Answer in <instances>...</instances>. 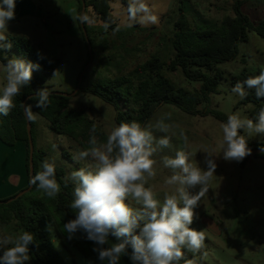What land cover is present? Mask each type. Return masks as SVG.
Returning <instances> with one entry per match:
<instances>
[{
  "label": "rangeland",
  "instance_id": "obj_1",
  "mask_svg": "<svg viewBox=\"0 0 264 264\" xmlns=\"http://www.w3.org/2000/svg\"><path fill=\"white\" fill-rule=\"evenodd\" d=\"M22 1V0H18ZM234 0H146L158 23L147 27L136 24L128 27L127 7L129 0H112V14L117 26L109 30L105 22L87 8L92 51L78 19V0H25L28 17L17 26L8 27L6 36H24L34 47L47 57L61 59L62 65L48 78L47 85L53 91L71 94L75 91L83 69L86 70L82 87H100L107 80L128 76L138 64L144 63L153 55L168 60L172 57L169 38L173 35L175 23L184 14L193 28L220 21L233 14ZM244 10L255 21L264 19V0H248ZM92 55V61L90 62ZM89 60V61H88ZM0 65L2 62L0 61ZM223 73L218 92L211 96L210 107L229 116L238 113L252 119L253 104H240L243 99L232 93L233 77L243 72L264 70V40L250 33L248 43L241 44L240 55L233 61L219 66ZM178 85L193 89L197 83L190 82L180 71L167 73ZM0 76L4 74L0 71ZM70 105L85 110L108 134L114 126L115 109L97 96L80 92L72 96ZM202 105L201 107H205ZM174 127L167 135L172 136L171 149H163L156 155L157 175L149 181L162 200L165 192L171 189L165 179L171 171L159 163L162 155L174 156L175 151L184 149L190 162L206 170L205 157L214 155L216 170L208 183V191L201 197L195 208L196 218L192 228L203 231L204 246L198 252L184 249L185 260L193 264H264V159L251 156L244 168L236 161H226L220 154L222 122L212 116L189 115L171 104L163 105L148 124H155L162 117ZM35 119V139L37 148L46 153L49 160L62 167L66 174L85 166L88 161H76L79 144L63 135L56 134L47 121L37 115ZM188 136L185 148L179 136L180 131ZM159 138L165 135L154 130ZM252 141H264V135L248 137ZM4 145V144H3ZM1 146V145H0ZM63 152L70 154L65 156ZM18 153L16 148H0V199L11 196L7 181L13 183L17 175ZM62 190V189H61ZM199 187L195 189L198 191ZM43 192L41 191V194ZM14 221L0 223V232L19 233ZM53 242L66 264H93L76 247L69 244L54 231ZM29 264H33L30 260ZM181 264H184L181 261Z\"/></svg>",
  "mask_w": 264,
  "mask_h": 264
},
{
  "label": "clouds",
  "instance_id": "obj_2",
  "mask_svg": "<svg viewBox=\"0 0 264 264\" xmlns=\"http://www.w3.org/2000/svg\"><path fill=\"white\" fill-rule=\"evenodd\" d=\"M16 4L17 0H0V52L6 59L0 65L4 74L0 83V115L3 116L16 107L15 98L30 84L33 72L41 68L39 63L7 55L12 45L6 32L9 22L15 19ZM127 15L128 27L158 23L146 0H129ZM73 19L90 22L86 14ZM37 56L44 59L39 51ZM248 90H254L257 99L264 98V70L231 88L241 99L248 96ZM49 96L48 90L42 88L30 99H35V107L42 109L50 103ZM25 114L30 121L37 118L31 105L25 106ZM165 119H170V114L155 124L122 122L112 128L104 142H98L93 125L90 147L78 149L74 156L76 161L88 162L63 177L64 188L69 183L73 185L69 208L75 213L74 219L63 224V231L69 240L80 233L83 239L91 241L100 264H120L122 256H127L131 264H181V261L193 264L185 260L184 249L198 252L204 246L203 231L191 225L196 218L194 210L215 173V156L208 153L204 170L190 162L184 149L178 148L174 156L162 155L159 163L171 171L164 181L171 191L165 192L161 200L149 181L157 175L156 155L173 147L172 136L167 134L174 125ZM221 128L220 154L226 161L240 162L252 151L248 137L264 135V108L255 121L238 113L230 114ZM154 130L165 135L157 138ZM179 136L186 148L188 136L183 130ZM261 151L264 152V147ZM41 169L30 177L29 183L48 198H55L62 189L56 177L55 161L45 158ZM197 187L199 190L195 191ZM34 242V234L27 230L0 232V264H29V246Z\"/></svg>",
  "mask_w": 264,
  "mask_h": 264
},
{
  "label": "trees",
  "instance_id": "obj_3",
  "mask_svg": "<svg viewBox=\"0 0 264 264\" xmlns=\"http://www.w3.org/2000/svg\"><path fill=\"white\" fill-rule=\"evenodd\" d=\"M78 1L79 16L82 13V1ZM85 1L87 8H92L109 30L112 31L116 28V18L111 12L110 2L112 0ZM247 1L234 0L232 15H226L220 21L206 24L203 27L193 28L187 17L181 14L175 23L174 33L169 38L172 48L170 59L165 60L158 54L153 55L144 63L138 64L128 76L109 79L100 87L83 88L81 85L76 96L80 92H85L111 104L115 109L117 125L131 121L146 125L165 104L174 105L189 115L212 116L222 123L226 122L227 115L210 107L211 96L218 92L220 81L224 78L219 66L233 62L239 57L241 44L249 42L250 33H255L264 40V19L260 21L252 19L244 10ZM85 14L87 15V9ZM78 22L82 29L80 20ZM85 27L89 35L86 22ZM7 39L12 45L11 49L7 50L9 58L14 55L41 65L39 71L33 72L30 84L24 87L21 94L15 98L16 107L9 115H0V142L9 147L15 146L18 142H24L26 145L28 185L19 191L21 192L30 186L31 177L29 174V139L25 103V106H32L34 115L37 114L47 121L48 127L53 132L76 141L83 150L90 147L88 142L93 135V125L96 126L94 134L98 142H104L107 133L102 125L91 118L85 110L70 105L72 97L50 94L48 106L42 109L36 108V101L30 99V95L42 88L53 91L46 83L63 61L59 58L47 57L44 54V59H39L38 50L24 36H7ZM0 61L2 64L6 63L3 52H0ZM176 71H180L185 79L198 85L193 89L178 86L167 74ZM260 71L243 72L234 76L232 83L235 85L238 81L243 82L251 76L258 75ZM248 91V96L243 98L240 104H253L250 116L255 121L260 109L264 108V98L257 99L254 90ZM202 105L206 106L201 107ZM31 124L35 144V174L42 170L41 164L46 153L37 148L35 120L31 121ZM248 147L252 151L250 155L238 162L241 168L247 165L252 155L264 159V152L261 151L264 141L248 139ZM63 154L70 157L67 152H63ZM65 176H67L66 171L57 166L56 177L62 185V190L55 198H48L44 193L41 194V190L33 186L29 192L19 198H16L19 193L17 192L10 197L0 199V223L14 221L21 231L27 230L34 234L35 242L29 246L33 264H66L53 242L54 231L81 251L93 264H100L97 254L92 250L94 244L91 241L83 239L80 233H77L76 238L69 240L63 231V224L75 218V213L69 208L73 185L69 183L67 188L63 187V177ZM120 264H131V261L127 256H122Z\"/></svg>",
  "mask_w": 264,
  "mask_h": 264
},
{
  "label": "crops",
  "instance_id": "obj_4",
  "mask_svg": "<svg viewBox=\"0 0 264 264\" xmlns=\"http://www.w3.org/2000/svg\"><path fill=\"white\" fill-rule=\"evenodd\" d=\"M25 0L18 1L16 4L15 9V19L11 20L8 24V27H11V25L17 26L20 24V22L28 17L27 15V9H25ZM14 36V35H9ZM3 82V77L0 76V83ZM0 148H2L3 143L0 142ZM13 148H16V151L18 153V163H17V175L14 177V182L10 183L7 181V187L11 190V196L19 192L20 190L24 189L28 185V176H27V170H26V145L24 142H18Z\"/></svg>",
  "mask_w": 264,
  "mask_h": 264
},
{
  "label": "water",
  "instance_id": "obj_5",
  "mask_svg": "<svg viewBox=\"0 0 264 264\" xmlns=\"http://www.w3.org/2000/svg\"><path fill=\"white\" fill-rule=\"evenodd\" d=\"M81 1H82V13H81V15H85L86 9H87L86 1L85 0H81ZM80 24H81V27H82V30H83L87 45L89 47V51L91 52L92 51V45H91V42H90V39H89V35H88V32H87V29L85 27V23H81L80 22ZM91 61H92V55H91L90 62ZM89 65H90V63H88V65H86V67L83 69L82 73L80 74L79 79H78V83H77V87H76V89H75V91L73 93L68 94V93H63V92H59V91H48L49 94L64 95V96H68V97H72V96L76 95L77 92L81 88L84 75H85L86 70L89 67ZM32 96H35V94L30 95V97H32ZM30 97H28V98H30ZM25 104H24V108H25ZM26 120H27V132H28V139H29V174L32 177L33 174H34L35 144H34L33 135H32V124H31V121L27 118V116H26ZM33 186L34 185L30 184V186L27 189H25L24 191L19 192L16 195V198H19V197L23 196L25 193L29 192L33 188Z\"/></svg>",
  "mask_w": 264,
  "mask_h": 264
}]
</instances>
